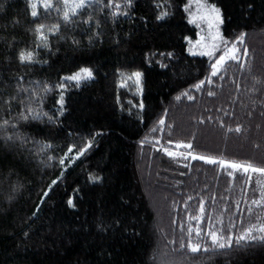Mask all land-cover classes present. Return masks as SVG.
Segmentation results:
<instances>
[{
    "label": "trees",
    "instance_id": "1",
    "mask_svg": "<svg viewBox=\"0 0 264 264\" xmlns=\"http://www.w3.org/2000/svg\"><path fill=\"white\" fill-rule=\"evenodd\" d=\"M205 1L221 9L225 40L246 33L237 47L247 48L248 56L246 64L228 61L224 73L195 89L216 57L191 51L199 28L184 9L189 0H132L127 9L126 0H114L116 17L102 0V10L85 7L68 24L55 8L39 6L31 17L28 0H7L0 18L20 23L0 36L11 33L23 41L17 48L37 51L48 63L22 66L14 59L11 72L23 81L3 77L4 98L19 95L9 111L0 104V119L18 124L7 129L12 141L0 129V264H264L261 241L234 240L230 248L208 252L188 247L189 240L211 245L210 227L239 235L257 217L264 219V207L252 203L264 175L188 156L264 166V0ZM53 3L62 9V0ZM89 14L91 26L84 23ZM41 23L60 24L65 39L49 36L54 55L35 47L31 29ZM96 31L100 41L89 45ZM4 48L0 41V59ZM81 66L91 67L94 78L60 80ZM136 72L142 74L138 84L131 77ZM33 81L65 84L62 114L61 89L53 87L38 104L22 91L40 93ZM29 103L55 120L21 119ZM45 141L50 148H43ZM165 147L184 157L168 156Z\"/></svg>",
    "mask_w": 264,
    "mask_h": 264
},
{
    "label": "snow or ice",
    "instance_id": "2",
    "mask_svg": "<svg viewBox=\"0 0 264 264\" xmlns=\"http://www.w3.org/2000/svg\"><path fill=\"white\" fill-rule=\"evenodd\" d=\"M7 0H0V13L4 11L5 3ZM97 5L98 8L101 10L103 9L104 5L102 3V0H62V9L57 8L56 5L53 3V0H28V3L26 5V8L30 9V16L31 17H37L38 16V7L42 6L45 10H51L55 8V10L62 16L63 22L65 24H68L72 21V17L78 15L79 10L87 8H92L93 5ZM195 4L197 6V14L193 16V22H195L196 19L200 20H207L209 23V27L216 26L217 32L216 35L213 37V43L211 45H204L206 49H208L206 52H201V55H207L209 57H216L215 61L211 63L210 68V74L208 77H205V79L199 80L195 85L192 87L195 89H200L201 86L205 85L206 83H211V77H218L221 73L225 72V64L228 61H237L242 62L243 64L247 63V56H248V49L244 48L241 49L237 47V44L244 42V37L246 33L241 32L238 36H236L234 41H227L223 38L222 34L218 30L219 24L223 23L222 13L221 9L217 8L216 5H210L207 6L204 4L203 0H189V3L184 5L185 11H191V6ZM132 5V0H126V3L124 4V8H130ZM108 6L114 7L116 10L111 12V15L113 17H116L119 14L120 5L114 4V0H108ZM159 7V5H156ZM252 8V5H249V9ZM124 15H127V11L123 13ZM167 15V12H162L157 18L163 19ZM93 22V17L91 14L87 17L86 20H84L85 24H88L91 26ZM19 19H12L10 21H5L3 18H0V33L6 32L9 28V26H15L19 24ZM95 25L97 29L101 27L100 21L96 20ZM60 24H54V25H45V24H36L34 28L31 29V31L35 34L36 42L35 47L37 49H40L41 47L48 50L49 55H54L55 53L52 51V45L49 41V36L53 35L54 33L59 36L60 34ZM47 33V34H46ZM9 37H11L9 39ZM60 39H65L63 36H59ZM219 38L220 44L223 45L222 48H220L219 53L217 52V48L219 47L215 40ZM0 41L3 42V44L6 45V48L3 49L2 56L3 58L0 59V85H4L5 88L3 90H0V104H3L6 106L5 110L9 111L12 109L13 101L16 100V96L19 95V92H17L16 96L8 95L7 98H4V94L6 93V86L7 81L3 79L5 74L15 75L17 83L19 84L20 81H23L24 77L19 74H14L11 72V65L13 60L15 59L20 65L26 66L30 64L35 63H48V61H40L37 59V51L30 50L29 48H17L16 45L19 43H23L22 40H17L15 36H12L11 33H9V36H0ZM100 41V32L96 31L92 34V36L89 37V45L93 44L94 42ZM199 43V42H198ZM72 45L74 47H79L80 42L76 39L72 40ZM170 55V54H169ZM137 78H139L142 74L140 72H136L134 74ZM94 78V71L91 67L88 66H81L78 68V70L71 75L68 76H61V81H75L77 84H79L81 81L84 80H90ZM222 78V77H221ZM36 85L37 88H41V92L37 93L35 88L30 89H22V91H26L29 93V99L31 100L32 97H35L38 104H42V100L40 99L41 95H46L48 92L52 90L53 87H57L61 89L60 98L58 103L61 105V108L59 109L60 113H63V105H64V95H63V89L65 88V84L62 82L56 83L54 85H50L47 82H40V81H33L31 82ZM252 91H259V89L253 88ZM186 95V93H185ZM209 95H214V93L209 92ZM180 97H177L179 99ZM189 100L194 99L192 96H188ZM17 103H24V101H17ZM26 107V113H21V119L27 120L29 119V116L33 119H42L44 117H47L50 121H54V117L48 116L47 113H41L37 109H33L29 104L25 105ZM141 108L144 107V105L141 103ZM141 119H143L141 117ZM165 123L164 119H160L158 121V124L163 126ZM223 124V121H221ZM11 124V127L13 129L18 128V124L11 123V121L7 118L0 119V129H3L6 133L4 139L6 142L13 140V134L7 132V129L9 125ZM157 129L153 128L152 131L155 132ZM231 131V129H229ZM242 130V126L240 124H237L235 127V131L240 132ZM162 131V129H161ZM15 138L20 141L21 144L26 143V138L21 136L19 132H16ZM146 141L142 140L140 141L141 145H143ZM173 141L169 140L168 144L171 145ZM182 143V142H181ZM92 141H87V144L85 145V148L91 147ZM51 145L49 142L45 141L43 142V148L48 149ZM187 148H191L192 145L189 143L186 145ZM71 151V148L69 149ZM163 151L170 157L172 156H180L184 157L183 152H175L170 151L168 148H163ZM83 154V150L81 152H78L77 155ZM188 156L192 159H199L202 161H207L212 164L221 163L224 165L230 166L232 169H238L242 170L244 173H259L264 175V166H258L253 164L251 161L246 163H238V162H232V161H218L214 157L210 156H193L191 152L188 153ZM49 159H53V157H49ZM61 164L64 163L63 159L60 161ZM231 175V173H230ZM56 181H52V184H55ZM51 187V185L49 186ZM45 196L48 195L47 192L44 193ZM11 199V198H10ZM191 199V197H189ZM71 203V201H69ZM253 204L257 205L258 207H264V187L260 189V197L258 199H253ZM74 206V205H73ZM201 213L204 212L203 206L200 208ZM248 211L251 213L252 209L249 208ZM221 225L223 224V221H220ZM232 227H235L234 225ZM202 230L196 229L197 235L200 234ZM221 231H223V228H221ZM189 232H191V229H189ZM27 235V233H25ZM207 236L211 240V245L201 243H193L191 240L188 242V247L191 248L193 252H199L201 248L203 247V250L205 252L209 251V248L211 247L213 250L216 248L219 249H225L230 248L233 244V241L237 244L241 243H247V242H256L261 241L264 242V219H261L260 217L256 218L255 223H249L247 227H245L242 232L239 235H236L234 232H229L227 235H221L218 231H213L210 227L207 231ZM184 245L181 244V248H183Z\"/></svg>",
    "mask_w": 264,
    "mask_h": 264
},
{
    "label": "rangeland",
    "instance_id": "3",
    "mask_svg": "<svg viewBox=\"0 0 264 264\" xmlns=\"http://www.w3.org/2000/svg\"><path fill=\"white\" fill-rule=\"evenodd\" d=\"M204 4L207 6H210L211 4L207 3L205 0H203ZM191 20L193 22V16L197 14V6L193 4L191 6ZM198 28H199V34H197V37L195 40L191 42V51L196 54H200L201 52H206L208 49L204 47V45H211L213 41V37L216 35L217 27H209V23L207 20H200L196 19L195 22H193ZM221 24L218 26L219 32L222 34L221 30ZM199 42V43H198ZM215 43L219 46L220 40L217 38L215 40ZM219 48V47H218ZM217 48V51H218ZM206 55V54H205ZM133 78V81H135L137 84L139 82V78H137L135 75L131 76Z\"/></svg>",
    "mask_w": 264,
    "mask_h": 264
}]
</instances>
